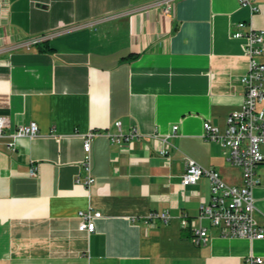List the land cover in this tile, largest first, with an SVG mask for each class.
<instances>
[{"label": "crops", "instance_id": "crops-1", "mask_svg": "<svg viewBox=\"0 0 264 264\" xmlns=\"http://www.w3.org/2000/svg\"><path fill=\"white\" fill-rule=\"evenodd\" d=\"M254 3L255 13L238 0H175L169 12L158 0H0V115L11 122L0 136V264L264 258V239L223 236L200 220L209 176L182 184L187 157L243 184L230 149L203 132L206 121L224 132L227 115L243 103L246 39L232 34L241 21L243 32L264 29V0ZM32 37L42 39L27 48ZM31 121L39 132L9 145L15 125ZM134 130L128 140L111 138ZM90 131L96 180L86 186ZM257 176L254 216L264 225ZM89 208L102 213L92 232L79 229L78 212ZM162 210L169 222H144ZM199 225L209 237L196 243Z\"/></svg>", "mask_w": 264, "mask_h": 264}, {"label": "built area", "instance_id": "built-area-1", "mask_svg": "<svg viewBox=\"0 0 264 264\" xmlns=\"http://www.w3.org/2000/svg\"><path fill=\"white\" fill-rule=\"evenodd\" d=\"M165 4V11L169 12L171 3L175 0H158ZM240 5L248 6L252 13L258 11L259 6L254 0H238ZM247 24L243 21L237 24L238 29L232 34L236 38H245V52L248 57V69L241 80L245 87L244 99L240 108L234 109L227 115L226 129L220 132L219 127L204 122L203 135L230 149L228 160L242 171L243 184H229L223 180L220 173L213 169L204 167L191 157H187L185 171L182 175V184H194L202 175H207L211 181V198L200 206L198 217L200 220L207 218L212 225L219 227L223 236H239L249 239H264V225L258 223L254 216L256 209L254 198V187L260 183L257 176V168L264 164V62L260 55L264 50V29H255L249 25L246 32L242 28ZM42 37H32L24 41V45L30 48L39 43ZM120 126V121L117 122ZM11 126L7 115H0V136L4 135L6 127ZM177 126H174V130ZM39 132L36 121L28 124L15 125L11 137L14 141L20 137L33 136ZM96 132L90 131L85 135L83 149L84 156L82 164L86 170L84 184L89 186L96 180L92 173L91 165V142ZM137 135L136 130L129 134L121 133L111 135L112 140L121 142ZM166 152V150H165ZM36 170L31 169L35 174ZM80 182V180L78 179ZM79 229L92 232L95 230V219L101 217L100 211L91 208L80 210ZM135 219V217H131ZM172 218L168 210L151 211L144 216L147 225H158L159 222H169ZM190 217L184 214L181 217L183 226L189 225ZM193 241L199 243L206 241L209 237L207 229L202 226L193 228ZM245 264H264V258L259 255H249L244 259Z\"/></svg>", "mask_w": 264, "mask_h": 264}, {"label": "rangeland", "instance_id": "rangeland-1", "mask_svg": "<svg viewBox=\"0 0 264 264\" xmlns=\"http://www.w3.org/2000/svg\"><path fill=\"white\" fill-rule=\"evenodd\" d=\"M257 170L261 171V176L264 179V164L259 165V169Z\"/></svg>", "mask_w": 264, "mask_h": 264}, {"label": "trees", "instance_id": "trees-1", "mask_svg": "<svg viewBox=\"0 0 264 264\" xmlns=\"http://www.w3.org/2000/svg\"><path fill=\"white\" fill-rule=\"evenodd\" d=\"M131 57H134L133 55Z\"/></svg>", "mask_w": 264, "mask_h": 264}]
</instances>
